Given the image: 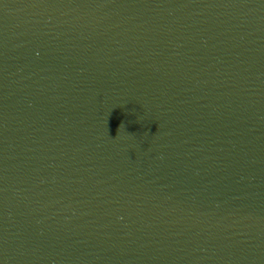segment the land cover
I'll list each match as a JSON object with an SVG mask.
<instances>
[{
  "label": "water",
  "instance_id": "1",
  "mask_svg": "<svg viewBox=\"0 0 264 264\" xmlns=\"http://www.w3.org/2000/svg\"><path fill=\"white\" fill-rule=\"evenodd\" d=\"M0 264H264V0H0Z\"/></svg>",
  "mask_w": 264,
  "mask_h": 264
}]
</instances>
